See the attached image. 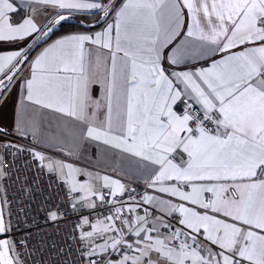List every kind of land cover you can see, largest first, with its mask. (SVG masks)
I'll use <instances>...</instances> for the list:
<instances>
[{
	"label": "snow or ice",
	"instance_id": "snow-or-ice-1",
	"mask_svg": "<svg viewBox=\"0 0 264 264\" xmlns=\"http://www.w3.org/2000/svg\"><path fill=\"white\" fill-rule=\"evenodd\" d=\"M40 7L95 9L104 27L30 59L68 19L53 11L40 25ZM25 65L14 127L0 126V264H27L3 187L6 157L25 154L65 183L73 211L113 206L80 217L71 264H264V0H0V104ZM43 124L54 134L40 141ZM29 132L65 158L15 143ZM90 146L139 173L143 195L67 162Z\"/></svg>",
	"mask_w": 264,
	"mask_h": 264
},
{
	"label": "built area",
	"instance_id": "built-area-1",
	"mask_svg": "<svg viewBox=\"0 0 264 264\" xmlns=\"http://www.w3.org/2000/svg\"><path fill=\"white\" fill-rule=\"evenodd\" d=\"M15 143L31 145L21 138L15 139ZM6 159L9 161L6 167L10 169V177L3 187L7 189V199L11 202L10 209L6 211L11 212L10 218L14 225L9 236L17 242L27 264H71L78 243L71 239V235L80 217H104L110 214L109 209L113 206L98 202V207L94 210L78 207L73 211L67 187L54 173L38 167L26 154L18 158L7 156ZM13 160L15 163H12ZM129 187L135 189L133 194L137 198L145 191L144 184L136 183ZM122 199L126 201L127 195ZM57 206L63 215L56 222L48 220L47 211ZM24 240L27 241L26 253L19 247V242ZM69 245L72 246V251L65 257L60 249H67Z\"/></svg>",
	"mask_w": 264,
	"mask_h": 264
},
{
	"label": "crops",
	"instance_id": "crops-1",
	"mask_svg": "<svg viewBox=\"0 0 264 264\" xmlns=\"http://www.w3.org/2000/svg\"><path fill=\"white\" fill-rule=\"evenodd\" d=\"M32 7H39V6L33 4ZM24 11H27V9H25ZM53 11H59L60 14L62 15L72 16V15L96 14L98 10H95V9L44 10L42 7H40V10L37 12L38 23L40 25L48 26L50 20L53 18L52 16ZM100 14L102 15L103 13H100ZM13 19H14V22H18L19 17H13ZM103 27H104V23L101 24L100 27L97 29H93V30L75 29L71 32L59 35L57 37H53L49 39L47 42L40 45L34 51V53L30 56V59L31 57H34L37 53H39L44 47H46L48 43H51L53 40L63 35L71 34V33H94L96 31H100ZM34 41H35V35L27 41V44L24 46L25 50H28V45H33ZM7 50H14V49H7ZM28 74H29V70H28L27 65H25L22 68L21 72L19 73V76L17 77L16 84L12 87L11 91L6 94L7 96L6 102L0 104V120L3 121L4 127L9 129L10 131L14 127V123L17 118L18 106L23 97L22 89L19 87L20 83H22V81L20 80V77H26ZM93 95L94 97H97V98L101 95V90H100L99 85H93ZM52 134H54V130L49 129L47 124H43L41 125L39 131L37 132V139L40 141H45L46 138ZM21 139L27 141L31 145L35 144V147L37 148V150L44 151L45 155L52 156L54 158H60V159H64L66 156V152L61 153L55 148H49L47 142L36 143L35 141H33L31 132H29V136L27 138H21ZM69 147H71V143L66 142L65 148L67 149ZM67 162H74L77 164L78 167L87 168L88 171H91L93 173L99 171L101 174L111 175L113 176V178L121 179L128 186L132 184H136V183L144 184V180L142 178H138L139 173H134L133 170L131 169H125L124 171H121L118 163L113 164L112 161L105 160L103 155L97 152L94 146H90L88 148L87 152L84 153V158L77 160V158L75 157H68ZM114 167L117 169L116 171H113ZM83 179H87V177H84ZM97 217L103 218L101 216H97ZM132 238L135 239L134 236Z\"/></svg>",
	"mask_w": 264,
	"mask_h": 264
},
{
	"label": "trees",
	"instance_id": "trees-1",
	"mask_svg": "<svg viewBox=\"0 0 264 264\" xmlns=\"http://www.w3.org/2000/svg\"><path fill=\"white\" fill-rule=\"evenodd\" d=\"M103 15V14H102ZM101 14L97 15V14H91V15H72L70 16L71 19L73 20H76V21H79V22H84V23H93V22H96L97 20H99L102 16ZM100 26L98 27H93V28H89V29H84L82 27H79L77 25H70V24H62L58 26V29L55 30L53 32V34H51V38L53 37H57L59 35H62V34H65V33H68V32H71L75 29H83V30H93V29H97L99 28ZM49 39H47L45 42H47ZM44 42V43H45ZM43 44V43H42ZM41 44V45H42ZM7 49H13L11 47H7V48H4L3 50H7Z\"/></svg>",
	"mask_w": 264,
	"mask_h": 264
},
{
	"label": "water",
	"instance_id": "water-1",
	"mask_svg": "<svg viewBox=\"0 0 264 264\" xmlns=\"http://www.w3.org/2000/svg\"><path fill=\"white\" fill-rule=\"evenodd\" d=\"M65 16H67V15H65ZM67 17H68V19H67L66 21L61 22L62 24L77 25V26L82 27V28H84V29H89V28H93V27H98V26H100L101 24H103V22H101V23H99V25H97V21H100L101 18H100L99 20H97L96 22H93V23H84V22H79V21L73 20V19L70 18V16H67ZM58 26H59V25H57V26L53 29V32H54L55 30L58 29ZM50 35H51V34H50ZM47 39H48V38H45L44 41H40L39 44H38V46H35V47H34V50L31 51V55H32V54L34 53V51H35V50H36V49H37L42 43H44Z\"/></svg>",
	"mask_w": 264,
	"mask_h": 264
},
{
	"label": "rangeland",
	"instance_id": "rangeland-1",
	"mask_svg": "<svg viewBox=\"0 0 264 264\" xmlns=\"http://www.w3.org/2000/svg\"><path fill=\"white\" fill-rule=\"evenodd\" d=\"M0 125L4 127V123L3 121L0 120Z\"/></svg>",
	"mask_w": 264,
	"mask_h": 264
}]
</instances>
